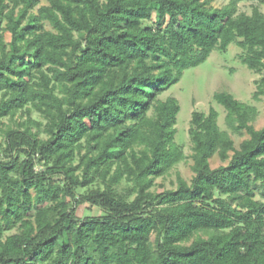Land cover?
Segmentation results:
<instances>
[{"label": "trees", "instance_id": "trees-1", "mask_svg": "<svg viewBox=\"0 0 264 264\" xmlns=\"http://www.w3.org/2000/svg\"><path fill=\"white\" fill-rule=\"evenodd\" d=\"M212 1L0 0V264H264L255 105L214 94L229 129L249 135L239 147L214 106L194 110V176L153 190L186 158L180 104L160 95L213 39L243 50L264 99V12ZM216 154L227 163L212 167ZM88 202L103 213L78 217Z\"/></svg>", "mask_w": 264, "mask_h": 264}, {"label": "rangeland", "instance_id": "rangeland-1", "mask_svg": "<svg viewBox=\"0 0 264 264\" xmlns=\"http://www.w3.org/2000/svg\"><path fill=\"white\" fill-rule=\"evenodd\" d=\"M228 2L229 0H213L212 5L221 7ZM47 4H49V0H41V5ZM255 6L264 12V2L256 0L241 2L239 4V12L250 14ZM216 46V39H213L209 45L211 54L207 60L196 67L186 69L180 81L160 95L161 99L175 97L180 104L175 143L184 147L186 158L177 163L168 174L156 179L153 186L154 191L162 192L165 189H175L178 175H181L189 182L194 176L191 157L192 142L189 135L190 120L194 110L208 112L209 108L214 106L219 111L218 122L220 127L231 134L237 147L249 136L247 133L242 135L235 134L229 129L226 123L227 111L214 100L216 92L227 91L232 93L238 100L255 105L259 110V114L253 124L257 129L264 126V99L263 97L257 100L253 98V94L257 89L255 81L260 77V73L254 72L242 62L240 55L243 50L236 44L229 45L225 51L217 49ZM32 115L36 119H42L36 111H33ZM16 120H22V115H18ZM4 121L10 122L7 118ZM4 139V136L0 135V152H2L4 146ZM226 163L227 161H223L218 154L211 158L212 167H218ZM128 186L129 183L124 180L118 189L124 191ZM86 191L87 189L85 188L79 190L80 193H85ZM102 213L103 210L100 207L90 202L83 203L76 208L77 216L82 219L88 215L95 216ZM11 232H15V230L8 233Z\"/></svg>", "mask_w": 264, "mask_h": 264}]
</instances>
